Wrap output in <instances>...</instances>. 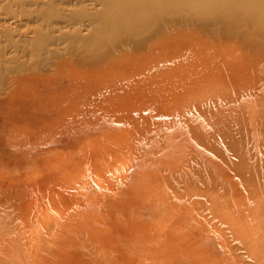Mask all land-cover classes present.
<instances>
[{
	"label": "rangeland",
	"instance_id": "374dc122",
	"mask_svg": "<svg viewBox=\"0 0 264 264\" xmlns=\"http://www.w3.org/2000/svg\"><path fill=\"white\" fill-rule=\"evenodd\" d=\"M104 7L0 0V264H264V28Z\"/></svg>",
	"mask_w": 264,
	"mask_h": 264
},
{
	"label": "bare ground",
	"instance_id": "6f19581e",
	"mask_svg": "<svg viewBox=\"0 0 264 264\" xmlns=\"http://www.w3.org/2000/svg\"><path fill=\"white\" fill-rule=\"evenodd\" d=\"M101 2L105 6L103 15L109 19L106 18L108 19L106 25L98 24L91 41V47L94 49L100 48L103 41L109 40L118 32L142 35L161 18L178 17L182 14L199 19H209L218 14L221 19L230 17L237 20L247 19L264 28V0H101Z\"/></svg>",
	"mask_w": 264,
	"mask_h": 264
}]
</instances>
